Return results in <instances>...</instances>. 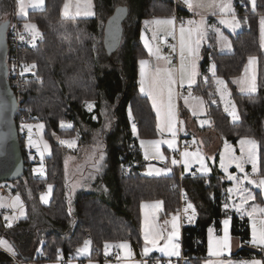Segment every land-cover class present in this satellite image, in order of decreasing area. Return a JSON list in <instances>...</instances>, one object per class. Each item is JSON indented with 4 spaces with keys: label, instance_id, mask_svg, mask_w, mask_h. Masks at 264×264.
<instances>
[{
    "label": "trees",
    "instance_id": "obj_1",
    "mask_svg": "<svg viewBox=\"0 0 264 264\" xmlns=\"http://www.w3.org/2000/svg\"><path fill=\"white\" fill-rule=\"evenodd\" d=\"M65 0H45V7L31 12L28 21L36 25L41 34L35 41L27 58L35 62L37 76L26 83L19 102L16 121L25 166L30 156L24 148L21 125L42 124L43 137L52 148L45 159L46 176L38 177L25 171L23 177L13 182L20 189V196L27 205L29 189L38 206L39 213L51 228L38 232L31 228V214L27 206L26 218L15 221L8 227L5 223L9 211L0 209V239L11 245L24 261H31L44 254L54 258L58 251L75 254L90 240L92 255L99 256L106 243L139 241L140 204L159 201L163 205L164 217L176 214L178 196L177 174L169 177H146L142 175L143 159L138 151V139L157 136L156 121L147 99L139 94L137 84V60L143 56L139 34L141 21L151 14H169L172 2L159 0H136L139 14L136 22H124L127 61L123 76L115 68L102 69L101 52L103 28L100 17L116 7L117 0H93L97 17L65 18L61 8ZM134 1V0H131ZM153 4L157 10H153ZM245 8L248 4H244ZM163 10L162 8H165ZM246 12L245 31L231 36L232 52L216 54L215 50L204 48L200 64L201 79L195 91L207 102L206 110L213 129L223 139L236 143L239 138L257 141L259 146V174L264 177V52L260 45L259 19L264 15V0H256L255 8ZM183 16V10H181ZM21 24L22 21L18 20ZM1 22V21H0ZM101 35V42L97 38ZM99 46V47H98ZM249 57L257 58V92L242 95L237 92L233 79L244 70ZM215 63V74L224 79L236 108V121H231L216 102L211 86L203 80L210 60ZM118 106L115 109L114 127L105 132L103 140L107 153V170L102 182L108 187L111 198L95 192H78L74 197V216L68 211L65 200L64 167L62 147L53 142V135H60V123L71 122L73 131L77 121L97 129L103 102ZM87 101L94 102V109L84 108ZM131 113V116L129 115ZM136 126L133 136L132 125ZM71 130V131H72ZM89 136L86 134L85 138ZM129 172L124 173V167ZM51 185V199L48 205L40 204V194ZM229 185L215 166L210 176L185 175L182 187L195 209L193 222L183 226V255L185 264H203L206 258L207 231L210 226L220 228L221 220L231 218V233L247 244L250 241L249 221L232 211L223 209L222 198ZM257 254L241 250L242 257ZM7 254L0 251V264H10ZM175 264H180L176 262Z\"/></svg>",
    "mask_w": 264,
    "mask_h": 264
},
{
    "label": "crops",
    "instance_id": "obj_2",
    "mask_svg": "<svg viewBox=\"0 0 264 264\" xmlns=\"http://www.w3.org/2000/svg\"><path fill=\"white\" fill-rule=\"evenodd\" d=\"M18 0H0V21L3 23H9L14 19L20 20L24 22L28 20L29 15L31 12L40 11L45 7V0L44 6L41 8H27V15L22 16L19 13V6L16 8ZM161 0H159L160 2ZM166 2H172L171 0H162ZM64 1L61 13L64 11ZM69 3V10L71 15L65 18H74V19H83V18H95L97 17V13L95 10L94 1L91 0L92 4V11L95 15L92 16H85L80 15L76 16L75 12L77 10V5H80V10L83 12L85 10L87 0H67ZM116 7L111 9L109 13H107L104 17V22L102 28L104 29L105 23L107 19L117 10H124L121 11L124 16V20L122 22V26L124 28V22H136L137 16L139 14V2L134 0H117ZM234 12V18L236 21H239V27L233 30L227 24L222 23V20H232L233 19V12H226L219 16L218 19H213L208 17L204 13H197L196 7L197 4L195 0H192L193 8H189L183 0L182 3V22L180 24L174 23V25L168 24H157L155 21H163L168 19H174L173 17V10L169 14H151L141 21V29L139 34V41L141 44V49L143 52V56H141L137 60V84H138V91L139 94L147 99L149 105L153 111L156 121V128H157V135L160 136L161 140L166 141L172 139V135L168 133V125L165 121L163 113H161L160 118L157 117V111L153 107L152 100L147 94V91H141V65L139 63L140 60H147L148 64L145 65V72L146 78L144 82L145 89H148L151 83V77L153 74L156 73V70H160L161 76H165L167 71L171 72L172 79L176 81L173 84V103L175 105L174 111L177 118L178 129L176 132V143L175 148H178V140L179 138L184 141H191L195 143V147L191 150H187L189 153H199L203 159L204 167L208 168L209 171L207 173L201 170V163L195 156L187 157L188 164L187 167L184 164V160L181 161L178 158L179 163L173 165L169 159L166 161L162 159H154L151 157V154L148 150L143 151L141 147H139V143L137 142L138 151L143 159V168H142V175L146 177H169L173 175V173L178 172V168H180L181 173L183 175L190 174L194 172L198 174V176H210L213 173L214 167L216 166L218 170L221 172L223 179L229 182V185L223 195L222 203L223 209L226 211H232L240 217H246L249 221V228H250V241L245 244L241 241V239L237 236L232 235L231 233V218L225 217L221 220L220 223V233L217 232V229L214 226H210L207 231V240H206V258L203 264H251L252 261H260L264 263V260L257 259L251 257H242L240 255L241 250H248L251 252L258 253L261 250L260 245H255L251 242L252 236V225L251 221L253 218L257 220V222L261 219H264V213L260 212L259 209H264V189L257 188L255 185L250 184L248 180L244 179L245 174L248 175V179L256 180L259 182L260 179H264V177L258 176L259 174V146L257 150V172L253 173L252 164L251 162H245L248 159L247 151L245 146V151L242 153L241 151V144L239 143L241 139L239 138L236 143H232L226 139H223L219 136L212 127L210 119L207 115V102L206 100L199 95L195 91V86L199 83L201 79V71H200V64L202 61V51L204 48H209L211 50H215L216 54L219 55H227L232 52V41L231 36L241 33L245 29L246 21L241 16V8H245V3L248 6L245 9H251L252 0H223L222 2H218V5L229 3ZM28 3V0H25V4ZM256 4V0H255ZM12 5L15 6V9L12 10ZM153 10H157L153 4ZM10 9V10H8ZM166 10L165 8H162ZM167 11V10H166ZM223 17V18H222ZM264 15L260 16L259 19V34H260V45H261V18ZM175 21V19H174ZM189 21H195V24H189ZM197 25H201L203 38L199 41L198 51L195 57L189 52V46L191 45V41L189 40L188 29L195 28ZM183 26L185 28V49H184V69L182 71V61H181V33L180 28ZM222 34V35H221ZM161 38H175L177 41V47L173 48V46H169V51L171 53L177 52V61L174 63L169 59H166L163 55V48L160 43ZM195 38V36H194ZM123 39V37H122ZM147 42V46H146ZM149 48H151L152 53L150 54ZM262 51L264 52V47H261ZM160 57L159 59L157 57ZM195 60L196 64V72L197 75L195 76V83L189 86L188 79H187V70L191 64V62ZM213 66H215L214 60L211 59L208 67L206 68L207 76L202 77L204 81H206L212 88L213 95L216 98V102L220 105L219 102V91L218 89H228V86L224 79L218 77L216 74L213 75ZM248 66L253 69V74L250 73L249 78L247 80V72ZM215 72V67H214ZM255 77V86L256 91H241V88L244 84L241 83L243 79L248 83L252 82V78ZM218 80H223L225 83L224 85H219ZM233 84L238 93L242 95H252L257 92V58L254 64L249 65V59L245 65L243 72L236 78L233 79ZM229 90V89H228ZM191 93V95H189ZM185 97H187V103H185ZM199 98V99H197ZM232 99V98H231ZM202 101V103H201ZM233 101V100H232ZM235 106V105H234ZM201 108L200 113H196V108ZM221 107V105H220ZM222 109V108H221ZM195 112V114H193ZM237 114V113H236ZM159 125V127H158ZM249 139V138H248ZM63 140H69V138H64ZM166 144V143H164ZM165 146V145H164ZM162 147L163 152L165 154H169L171 148ZM174 150V149H173ZM176 150V149H175ZM174 150L176 155L177 151ZM183 152V150L181 151ZM180 152V153H181ZM147 154V159H145V155ZM223 154V163L227 168V171L221 167V156ZM235 157L236 159H232ZM176 159V160H177ZM107 161V160H106ZM64 162V160H63ZM241 163L243 165L244 171L241 172L239 168H237V163ZM153 169H162L159 175L152 170H148L149 166ZM150 168V169H152ZM170 169V171H168ZM107 170V165H106ZM151 171V174L149 172ZM106 171L104 169L105 175ZM229 176L235 177V179H229ZM99 178V177H98ZM99 180V179H98ZM102 181V180H101ZM103 183V182H102ZM104 184V183H103ZM105 185V184H104ZM229 189L232 191L230 192ZM247 189L250 191L254 199H250L247 203L243 204L240 211H237V206H240L242 203V196H246L247 193L243 190ZM104 197V196H103ZM159 201L154 202H142L140 204V239L139 241H122L117 243H106L103 246L102 252L99 256L92 255V248L89 245L88 252L85 254L83 252H76L73 254V257L79 261L73 262L71 264H106L101 261L102 257L105 254L117 253L121 259V261L111 263V264H151L149 261L152 258H163V259H179L182 256L183 248H182V231L183 225L180 222L179 217L174 214L169 217H164L163 215V205L160 203V207L156 208L155 204ZM227 205V208L225 207ZM253 207H256V212L250 217L247 213L252 212ZM145 217L148 218L149 223L155 229V232L158 234L157 244H146L144 239V222ZM173 217H176L175 224L176 228H173ZM225 219H229V247L223 249V251L216 255L215 253L218 251L217 241H219L224 235V225L223 221ZM167 221V223H165ZM193 222V220H190ZM179 232L178 236H172V243L179 245V256H168L165 253H162L158 249L163 247L165 244L169 242V236L174 233L175 231ZM210 239L212 241V254H210ZM90 241V240H89ZM127 243L129 245L128 248L120 247L121 244ZM84 246V245H83ZM83 246L81 248H83ZM145 247L151 249L147 255L144 254ZM80 248V249H81ZM130 253V254H129ZM46 264H59L57 262L46 263Z\"/></svg>",
    "mask_w": 264,
    "mask_h": 264
},
{
    "label": "rangeland",
    "instance_id": "obj_3",
    "mask_svg": "<svg viewBox=\"0 0 264 264\" xmlns=\"http://www.w3.org/2000/svg\"><path fill=\"white\" fill-rule=\"evenodd\" d=\"M197 4H202V6H197L196 11L197 13H204L208 17L213 19H218L220 15L225 14V12H221L218 2H222L223 0H195ZM19 3L17 1L16 8H18ZM12 10L15 9V6L12 5ZM254 8L248 9L249 11L253 10ZM10 10V9H8ZM64 17L65 15L63 12L61 13ZM241 16L245 19L246 12H241ZM67 17V16H65ZM223 18V17H222ZM104 22V18L100 17L99 19V25L102 26ZM24 24H33L31 21H25ZM25 27V26H24ZM247 29L245 24V29ZM30 35H34V32L30 29H26ZM40 36H36L35 39H38ZM126 35L124 34L123 39L121 41L120 47L117 50H108L104 48L101 52V58H102V69L104 68H115L122 76L124 71V62L127 61V51H126ZM102 38L101 35L97 38V43L99 44L101 42ZM99 47V46H98ZM170 49V48H169ZM163 51V50H162ZM253 69H251L250 66H248L247 69V80L249 81V75L250 73L253 74ZM124 77V76H123ZM246 79H243V81ZM218 95H219V102L221 105V110L224 114H226L231 121H236L233 119L231 113L233 111L236 112V108L234 106V103L231 99L230 91L226 88L224 89H218ZM118 100L114 104H109L106 102H103L101 104V109L99 112V115H94L93 120L100 121V125L97 129H91L88 125L81 123L79 120L77 121V126L75 128V131H73V124L71 122H64V126H61L60 123V129L64 130L60 135H53V142L61 146L62 149V159L63 167H64V186H65V200L68 206L69 213L74 216V197L78 192L85 191V192H95L97 195L104 196L105 198H111L110 191L108 187H106L102 183V175L104 173V169L106 171V165H107V153L105 150V144H104V133L107 131H110L115 124V109L118 106ZM91 105V107H90ZM84 108L88 112H91L94 109V102L87 101L84 103ZM196 113H200L201 108L197 107ZM174 111V109H173ZM71 125V127H68V125ZM173 124H174V130L177 132L178 124H177V118L174 111V117H173ZM30 126V127H29ZM42 126V127H41ZM21 130L23 134V138L25 140L24 148L26 152L29 154L30 157L36 156L40 162L37 165L36 169L37 171L34 173V175L38 177L45 178L46 176V166H45V159L48 158L51 155L52 148L50 143L44 139L43 132L44 127L42 124H26L23 123L21 125ZM72 130V131H71ZM170 135L171 132L168 131ZM86 134L89 136L88 139L85 138ZM133 136H136V132H133ZM64 138H69L67 141H73V144L71 147H69L67 144L62 143ZM144 142L143 144L141 142ZM150 141H163L161 140L160 136L157 135L155 138L147 139H138L139 147L143 149V151L148 150L151 154V157L154 159H160L159 157L162 155L164 157V161L169 159L172 163L173 159H177V153L178 148H174L175 151H177L176 155L174 153V150H170L169 154H165L163 152L162 147H166V144L160 143L158 145V151H157V145L149 143ZM165 145V146H164ZM169 148V147H167ZM187 150H183L185 152ZM179 153V160L183 161L185 157L182 156V153ZM178 161V159H177ZM150 165L148 170H152L155 172L156 169H153ZM152 168V169H150ZM124 173L129 172V167H124ZM106 174V173H105ZM99 177V178H98ZM99 179V180H98ZM49 186V185H48ZM46 186L45 190L40 194V204L41 205H48L51 199V189ZM42 197H45L47 202H45ZM18 198V199H17ZM27 199L28 203L27 205L21 198L20 194L13 196L12 194H9L8 192L4 191L2 188L0 190V203H2L4 206L0 207L3 209H6L9 211V215L7 216V220L5 221L6 224L13 223L15 221H20L26 218L27 212V206L30 210L31 214V228H35L38 232H46L48 231L51 226L50 224L44 220V218L41 216L38 210V206L35 203V199L33 198V195L29 189H27ZM253 221V220H252ZM251 221V225H252ZM3 240V239H0ZM252 241V236H251ZM8 244V243H7ZM256 245V244H255ZM5 247V246H4ZM7 248V247H6ZM261 264H264L261 262Z\"/></svg>",
    "mask_w": 264,
    "mask_h": 264
},
{
    "label": "snow or ice",
    "instance_id": "obj_4",
    "mask_svg": "<svg viewBox=\"0 0 264 264\" xmlns=\"http://www.w3.org/2000/svg\"><path fill=\"white\" fill-rule=\"evenodd\" d=\"M19 3V13L22 16H26L27 15V8L31 7V8H41L44 6V0H28V3L25 4V0H18ZM184 3L191 9L193 8V3L192 0H184ZM200 6V5H197ZM252 6L253 8H255V0H252ZM220 11L221 12H233V9L231 7L230 2L229 3H224L219 5ZM92 9V4H91V0H87V4L85 7V10L82 12L80 10V5H77V10L75 12L76 16H80V15H85V16H92L95 15V13L91 10ZM121 11H124L123 9ZM63 14L65 16H69L71 15L70 10H69V3L65 2L64 4V11ZM222 23L227 24L230 28H232L233 30H235L236 28H238L239 25V21H236L234 18V12H233V19L232 20H222ZM155 23L157 24H168V25H174L175 21L174 19H168V20H163V21H155ZM189 24H195V21H189ZM26 29H30L34 32L33 35V40L36 38V36H40L41 34L39 33L37 27L35 24H26L25 25ZM180 33H181V61H182V71L184 69V65H183V61H184V49H185V28L183 26H181L180 28ZM188 35H189V40L191 41V45L194 46H189V52L195 57L197 51H198V47H199V41L200 39L203 38V32H202V28L201 25H197L195 28H191L188 29ZM222 35V34H221ZM195 36V38H194ZM146 46H147V42H146ZM261 47H264V17L261 18ZM149 52L150 54L152 53L151 48H149ZM158 59L160 58L159 56L157 57ZM256 61V57H249V65L254 64ZM140 65H141V91H147V94L149 95V97L152 100V104L153 107L156 109L157 111V117L158 119L161 116V113H163L165 121L168 125V131L171 132L172 134V139L170 140H166V141H150L149 143L151 144H155L157 145V151L158 149V145L160 143H166L168 145L169 148L174 149L175 148V137H176V131L174 130V124H173V117H174V103H173V84L176 83L175 80L172 79V75L170 71H167V74L165 76H161L160 74V70L157 69L156 73L152 75L151 77V83L148 87V89H145L144 87V82H145V78H146V72H145V65L148 64L147 60H140L139 61ZM35 64H32L30 66H27L25 68V71H29L31 68H35ZM214 67L213 66V75H215L214 72ZM247 71V69H246ZM197 75L196 72V64H195V60L193 59V61L191 62L188 70H187V79H188V83L189 86H191L192 84L195 83V76ZM224 81L223 80H218V84L219 85H224ZM242 84H244V86L241 88V91H250V92H255L256 91V86H255V77L252 78V82L248 83L247 81H241ZM189 95H191V93H189ZM187 97H185V103H187ZM199 99V98H197ZM202 103V101H201ZM91 107V105H90ZM195 114V112L193 113ZM129 115L131 116V113H129ZM232 117L234 120L238 119L239 117L237 116L236 112L233 111L231 113ZM61 126H64V122H61ZM30 127V126H29ZM42 127V126H41ZM68 127H71V125L69 124ZM159 127V125H158ZM133 128V132H136V126L135 124L132 125ZM62 143L67 144L69 147L72 146L73 141H62ZM142 144L144 143L143 141L141 142ZM241 144V151L242 153L245 151V146L246 147V151H247V156L248 159L245 162H251L252 164V170L253 173L257 172V150H258V143L256 140L254 139H241L240 142ZM182 156L185 157L184 160V164L187 167L188 164V160L187 157L189 156H195L197 157V159L200 161L201 163V170L205 173H207L209 171L208 168L204 167L203 165V157L199 155V153H189L187 151L182 153ZM147 154L145 155V159H147ZM160 159H164V157L161 155L159 157ZM223 154L221 156V167L224 168L225 171H227V168L225 167L224 163H223ZM232 159H236L235 157H233ZM179 163V161H177L176 159L172 160V164L175 165ZM237 168H239V170L241 172L244 171L243 165L241 163H237ZM162 171V169H156L155 172L157 175H159ZM170 171V169L168 170ZM149 174H151V171L149 172ZM229 179H235V177L229 176ZM244 179L248 180V182L250 184L255 185L257 188H261L264 189V179H260L259 182H257L256 180H250L248 179V175L245 174ZM49 189H51V185L48 186ZM229 191L231 192L232 190L229 189ZM244 192L247 193L246 196H242V203L240 206H237V211L241 210V207H243V204L247 203L248 200L250 199H254L255 197L253 196V194L248 191L247 189L243 190ZM18 199V198H17ZM42 199L45 200V202H47L45 197H42ZM160 203L161 202H156L155 207L159 208L160 207ZM4 205L2 203H0V207H3ZM225 207L227 208V205H225ZM188 209H192V214L193 216L195 215V209L193 207V205L191 203L188 204L187 206ZM256 207H253L252 212H248L247 214L252 217L253 214L256 212ZM185 211H187V209H185ZM260 212L264 213V209H259ZM6 220L8 219L7 217L5 218ZM175 220L176 217H173V228H176V224H175ZM165 223H167V221H165ZM223 225H224V235L223 237L217 241V246H218V251L215 253L216 255H219L223 249H226L229 247V232H228V228H229V219H225L223 221ZM8 227H11V223H9L7 225ZM179 232L178 230L175 231L174 233H172L168 240L169 242L167 244H165L163 247L159 248L158 250L161 251L162 253H165L168 256H179V245L178 244H174L172 243V236H178ZM144 239H145V243L146 244H152V245H156L157 244V239H158V234L155 232V229L153 228V226L149 223L148 218L145 217V222H144ZM253 244L256 245H260V246H264V219H261L257 222V220L255 218H253L252 221V241ZM90 241L89 240H85L84 241V246L81 249H78V252H83V253H87L88 249H89V245H90ZM210 254H212V241L210 239ZM0 246H5L7 247L8 251L12 252L13 255H15L14 249L12 248L11 245H8L6 241L4 240H0ZM120 247L122 248H128L129 245L125 242L123 244L120 245ZM151 249L145 247L144 249V254L147 255L148 252ZM130 254V253H129ZM251 264H261L260 261H252Z\"/></svg>",
    "mask_w": 264,
    "mask_h": 264
},
{
    "label": "built area",
    "instance_id": "obj_5",
    "mask_svg": "<svg viewBox=\"0 0 264 264\" xmlns=\"http://www.w3.org/2000/svg\"><path fill=\"white\" fill-rule=\"evenodd\" d=\"M173 5V17L175 19L176 24H180L182 22L181 10L183 0H171ZM6 40H7V54H6V63L8 66V82L18 100V104L20 102L21 94L26 87V83L29 80H33L37 76V66L35 62L30 61L26 52H32L35 46L36 39L33 40L32 35L26 30L23 24H21L17 19H14L10 22L7 32H6ZM160 43L163 48V55L166 59L171 60L172 62L177 61V52L171 53L169 51V46H173V48L177 47V41L175 38H161ZM35 64V68H31L29 71H25L27 66ZM195 147V143L191 141H184L179 138L178 140V153L177 158L179 159V153L182 150H191ZM40 160L36 156L30 157V161L25 166V171L33 174L37 171L36 167L39 164ZM192 176H198V174L191 172ZM183 175L181 173L180 168H178L177 172V182L178 187L175 188L177 196H178V208L176 211V215L179 217L181 224L187 225L190 220L195 216L192 214V209H188L187 206L190 203L183 187ZM1 188L12 194L13 196L20 194V189L14 186L13 182H5L0 184ZM187 209V211H185ZM220 228L217 229V232L220 233ZM0 251L7 254L10 258V264H46L57 262L59 264H71L73 262H78L73 255L65 254L62 251H58L54 258H49L44 254H40L36 256L31 261H24L19 257L17 252L14 250L15 255L12 252L8 251V249L4 246H0ZM253 258L264 260V246H261V250L252 255ZM101 261L106 264L115 263L121 261L119 255L117 253L105 254ZM151 264H175L179 262L180 264H185L188 262V258L185 257L182 253V256L179 259H163V258H152L149 260ZM81 264V263H80Z\"/></svg>",
    "mask_w": 264,
    "mask_h": 264
},
{
    "label": "water",
    "instance_id": "obj_6",
    "mask_svg": "<svg viewBox=\"0 0 264 264\" xmlns=\"http://www.w3.org/2000/svg\"><path fill=\"white\" fill-rule=\"evenodd\" d=\"M124 20L120 10L114 12L103 29V47L117 50L123 37ZM9 23L0 22V184L16 182L25 172V161L20 144L19 131L14 119L19 109L18 100L8 82L6 63V32Z\"/></svg>",
    "mask_w": 264,
    "mask_h": 264
},
{
    "label": "bare ground",
    "instance_id": "obj_7",
    "mask_svg": "<svg viewBox=\"0 0 264 264\" xmlns=\"http://www.w3.org/2000/svg\"><path fill=\"white\" fill-rule=\"evenodd\" d=\"M187 194V193H186Z\"/></svg>",
    "mask_w": 264,
    "mask_h": 264
}]
</instances>
